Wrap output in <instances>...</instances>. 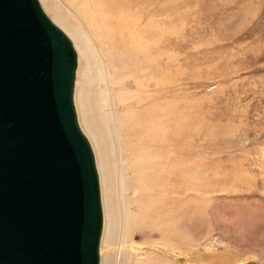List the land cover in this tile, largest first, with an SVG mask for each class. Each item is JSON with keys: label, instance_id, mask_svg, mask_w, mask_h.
Returning a JSON list of instances; mask_svg holds the SVG:
<instances>
[{"label": "rangeland", "instance_id": "obj_1", "mask_svg": "<svg viewBox=\"0 0 264 264\" xmlns=\"http://www.w3.org/2000/svg\"><path fill=\"white\" fill-rule=\"evenodd\" d=\"M57 1L64 14L85 25L82 8ZM239 1L99 0L106 11L124 16L95 49L116 66L115 87L136 94L115 109L118 118L125 108L133 111L130 130L116 132L110 124L109 151H103L118 168L120 146L126 158L136 144L146 162L149 206L133 240L150 258L264 264V13L260 0ZM136 31L153 45L135 55L130 37ZM91 87L99 98L107 83L97 78ZM116 174L118 222L109 249L124 251L131 245L122 237L124 204L136 216L134 205L142 201L131 204L139 182L128 168L127 199Z\"/></svg>", "mask_w": 264, "mask_h": 264}, {"label": "water", "instance_id": "obj_2", "mask_svg": "<svg viewBox=\"0 0 264 264\" xmlns=\"http://www.w3.org/2000/svg\"><path fill=\"white\" fill-rule=\"evenodd\" d=\"M77 68L40 0H0V264H99L100 184Z\"/></svg>", "mask_w": 264, "mask_h": 264}, {"label": "bare ground", "instance_id": "obj_3", "mask_svg": "<svg viewBox=\"0 0 264 264\" xmlns=\"http://www.w3.org/2000/svg\"><path fill=\"white\" fill-rule=\"evenodd\" d=\"M243 1L244 0H240L238 3L241 5ZM260 1L262 5L260 6L262 7L261 10H263L264 13V0ZM41 2V4L44 6V9L48 8L52 12L53 16L48 14L52 20L59 23L60 25H57L60 26L72 40L78 54V68L76 70V77L74 81V103L80 126L85 135L90 140L94 151L95 164L98 171L100 184L103 223L99 244V264H176L172 259H169L166 256H159L160 259L157 260L155 258H150L148 252L147 254L145 252V247L142 246V244H138L139 242L136 243V241L133 240V234L139 224L138 220L146 217V212L144 209L149 206L148 202L144 200V191L149 187V179L146 172V162L140 157L138 146L133 144L130 147L131 151L128 153L126 158L123 156V146H120L119 152L121 164L118 168L112 165L113 162L110 164L108 152L105 153L103 151H109L105 144L107 127L113 123L116 132H118V130L122 131L126 129V127H128L130 130L129 125L130 122L133 121L132 110H129L128 112V109L125 108V111L121 114L120 119L116 116L115 109L117 107L116 105L120 107L126 103L128 99L135 98V92L115 87L116 76L114 75V69L116 66L112 64L108 58L105 60L100 55L101 52L97 54L95 49V42H99L100 39L104 40L105 38H110V36H113L114 30L119 25L117 23V19L123 17L124 12L120 11L112 14L101 7L99 0H70L72 4L82 8V11H84V26H87L88 28V30H86L84 26L76 19L62 12L61 5L57 0H41ZM88 2L91 4L89 5ZM47 11L48 10H46V12ZM151 45H153V42L146 39L143 41V38L139 32L136 31L131 34L130 48L135 55L146 51L147 47ZM106 46L108 47L109 45ZM101 54L103 55L104 53ZM82 64L85 65V70L84 67H82ZM97 78H102L107 83V87L103 89L99 98L95 94L97 89L91 87V83L93 86V83L95 80H97ZM111 86H113V89ZM152 105L155 104L152 103ZM105 107L107 110L104 109ZM159 110H161V107ZM104 117L106 119L105 126L102 125L104 124ZM118 125L120 128H118ZM108 134L110 133L108 132ZM111 165L115 168V170L112 172L109 168ZM125 167L128 168L130 177H132V181L139 182V186L135 187L134 190L132 189L133 191L130 193L131 195L129 197L131 199V204L139 200H141L142 203L140 205H134V210L137 215L133 216V213H131L132 208H130L128 205L129 202L128 204L125 202L122 237L125 241L124 243H130L131 245L126 247L124 251L119 250L118 245L115 246L113 250H111L112 248L109 249V245L114 243V239L112 237L113 232H116L118 222V207L115 202L116 195L113 193V185H115L114 183L116 181L114 174H116V172L118 173L116 176L118 175L120 177L119 179L122 184L121 187H123V190L125 191V194L121 195V192L119 194L127 199L128 192L125 190L127 182L124 179L123 174ZM145 183L147 184V187L144 186ZM153 207H156V202L153 203Z\"/></svg>", "mask_w": 264, "mask_h": 264}]
</instances>
